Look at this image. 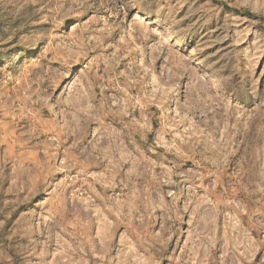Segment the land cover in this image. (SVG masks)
I'll return each instance as SVG.
<instances>
[{
    "label": "rangeland",
    "instance_id": "obj_1",
    "mask_svg": "<svg viewBox=\"0 0 264 264\" xmlns=\"http://www.w3.org/2000/svg\"><path fill=\"white\" fill-rule=\"evenodd\" d=\"M0 264H264V0H0Z\"/></svg>",
    "mask_w": 264,
    "mask_h": 264
}]
</instances>
